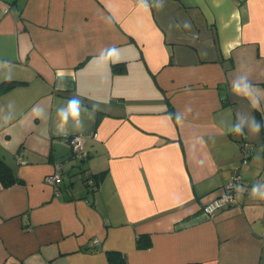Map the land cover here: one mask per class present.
<instances>
[{"label":"crops","instance_id":"0c3cea01","mask_svg":"<svg viewBox=\"0 0 264 264\" xmlns=\"http://www.w3.org/2000/svg\"><path fill=\"white\" fill-rule=\"evenodd\" d=\"M5 80L22 84L0 92L17 179L0 180V264H264V0H0ZM236 172V202L206 215Z\"/></svg>","mask_w":264,"mask_h":264},{"label":"built area","instance_id":"2783aa9c","mask_svg":"<svg viewBox=\"0 0 264 264\" xmlns=\"http://www.w3.org/2000/svg\"><path fill=\"white\" fill-rule=\"evenodd\" d=\"M93 136H97L96 133L93 134ZM240 154H241V164H246L251 156L252 148L249 143V141L246 138V135L243 133L240 135ZM69 142L72 147V151L75 155L79 157H84V136L82 134H74L69 138ZM61 179V174L57 170L55 173L51 175L45 176V181L51 184H56ZM89 184H92V180L89 179ZM241 183V175L240 173L236 172L234 173L231 178L222 186L221 192L210 202L205 203L201 210L206 215H212L215 211H217L219 208L231 205L236 202V192H237V186ZM60 190L55 185V193L59 194ZM100 239L98 237H93L90 241L91 245L98 244Z\"/></svg>","mask_w":264,"mask_h":264},{"label":"clouds","instance_id":"9594fccd","mask_svg":"<svg viewBox=\"0 0 264 264\" xmlns=\"http://www.w3.org/2000/svg\"><path fill=\"white\" fill-rule=\"evenodd\" d=\"M145 7H147L145 5ZM185 27H190L189 23H185ZM118 54V49H116L114 46L109 47L108 49L105 50V54H104V59H109L111 57H115ZM5 64H7L8 62H4ZM8 79H11V77H7ZM250 85L247 82V78L244 77L242 78V82H236L233 83L232 85V91L237 94V95H243L245 97H249L250 96ZM80 112V105L77 102H69L68 103V107L67 110H59V114L62 118V120L66 121L69 117V115L72 118H76L78 116ZM182 115L181 113H177L176 114V120L177 122H180L182 120ZM230 131H232L233 133L237 134V135H242V126L240 124L235 125L234 127L230 128ZM238 187V186H237ZM260 185L259 184H254L251 188V192L250 195L253 198L259 197L261 199H264V192L260 191ZM259 193V195H257Z\"/></svg>","mask_w":264,"mask_h":264},{"label":"trees","instance_id":"16d2710c","mask_svg":"<svg viewBox=\"0 0 264 264\" xmlns=\"http://www.w3.org/2000/svg\"><path fill=\"white\" fill-rule=\"evenodd\" d=\"M149 3H155L160 0H146ZM114 69V68H113ZM22 84L17 80H5L0 83V92H6L16 85ZM89 179L92 180V184H89ZM0 180L3 186H9L13 184L17 179L13 176L11 167L0 157ZM101 180V173L92 174L84 178L86 185L98 186ZM107 257L110 264H126L124 257L117 251H109Z\"/></svg>","mask_w":264,"mask_h":264}]
</instances>
